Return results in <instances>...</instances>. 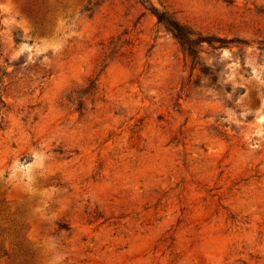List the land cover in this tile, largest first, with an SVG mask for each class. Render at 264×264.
<instances>
[{
    "label": "rangeland",
    "instance_id": "1",
    "mask_svg": "<svg viewBox=\"0 0 264 264\" xmlns=\"http://www.w3.org/2000/svg\"><path fill=\"white\" fill-rule=\"evenodd\" d=\"M147 1L0 0V264H264V0Z\"/></svg>",
    "mask_w": 264,
    "mask_h": 264
},
{
    "label": "trees",
    "instance_id": "2",
    "mask_svg": "<svg viewBox=\"0 0 264 264\" xmlns=\"http://www.w3.org/2000/svg\"><path fill=\"white\" fill-rule=\"evenodd\" d=\"M145 3H148L147 0H144ZM148 9L156 15L159 22H162L165 24V26L171 30L174 35L178 38L180 43L188 50L190 55L193 57L198 56L197 46L200 45L202 42L206 41L208 43H212L213 41H218L223 44L228 42H239L238 39H226L222 37H214V36H201L198 35L195 37L196 33L187 27L186 25L180 23L178 20L173 18L172 15H170L167 12L160 11L157 7H155L152 3L149 2Z\"/></svg>",
    "mask_w": 264,
    "mask_h": 264
}]
</instances>
